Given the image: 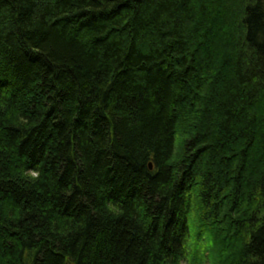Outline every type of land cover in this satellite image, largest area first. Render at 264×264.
I'll list each match as a JSON object with an SVG mask.
<instances>
[{"label":"trees","instance_id":"16d2710c","mask_svg":"<svg viewBox=\"0 0 264 264\" xmlns=\"http://www.w3.org/2000/svg\"><path fill=\"white\" fill-rule=\"evenodd\" d=\"M205 262L264 264V0H0V264Z\"/></svg>","mask_w":264,"mask_h":264},{"label":"rangeland","instance_id":"374dc122","mask_svg":"<svg viewBox=\"0 0 264 264\" xmlns=\"http://www.w3.org/2000/svg\"><path fill=\"white\" fill-rule=\"evenodd\" d=\"M204 264H209L208 262H205Z\"/></svg>","mask_w":264,"mask_h":264},{"label":"water","instance_id":"95a60500","mask_svg":"<svg viewBox=\"0 0 264 264\" xmlns=\"http://www.w3.org/2000/svg\"><path fill=\"white\" fill-rule=\"evenodd\" d=\"M150 167V169H151V166H149Z\"/></svg>","mask_w":264,"mask_h":264}]
</instances>
